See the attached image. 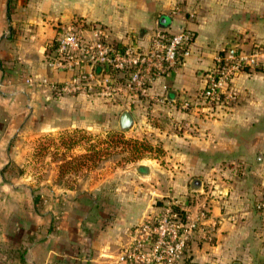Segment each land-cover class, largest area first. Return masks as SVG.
<instances>
[{"label":"crops","instance_id":"1","mask_svg":"<svg viewBox=\"0 0 264 264\" xmlns=\"http://www.w3.org/2000/svg\"><path fill=\"white\" fill-rule=\"evenodd\" d=\"M74 18L101 25L114 44L132 36L146 46L162 27L191 29L194 46L148 96L58 95L74 72L48 57ZM262 44L264 0H0V264H114L131 227L168 202L192 218L208 210L187 264H264V73L236 74L228 101L199 97L219 57ZM123 111L135 125L119 131L149 139L148 155L111 160L82 188L28 168L44 133L92 130L98 118L119 126Z\"/></svg>","mask_w":264,"mask_h":264},{"label":"built area","instance_id":"2","mask_svg":"<svg viewBox=\"0 0 264 264\" xmlns=\"http://www.w3.org/2000/svg\"><path fill=\"white\" fill-rule=\"evenodd\" d=\"M88 29L92 33L89 38L84 34ZM106 37L101 25L87 24L81 18L59 27L48 65L72 70L74 75L55 86L58 95L96 93L111 98L125 92L148 96L149 85L155 79L191 55L195 40L191 29L170 33L162 27H156L146 46L137 44L132 36L124 44L111 43ZM246 67L264 70V47L248 53L234 50L219 57L199 97L207 103L228 101L233 97L232 93L226 94L229 82ZM181 107L189 109L190 103L184 101ZM175 206L168 202L134 224L114 264H187L188 246L208 210L202 207L192 218ZM256 209L264 211V197L256 203Z\"/></svg>","mask_w":264,"mask_h":264},{"label":"rangeland","instance_id":"3","mask_svg":"<svg viewBox=\"0 0 264 264\" xmlns=\"http://www.w3.org/2000/svg\"><path fill=\"white\" fill-rule=\"evenodd\" d=\"M264 47L252 45L245 53ZM236 51H241L238 48ZM246 67L243 70H247ZM263 76L264 70L253 69ZM252 71V72H253ZM259 73V74H258ZM122 109V108H119ZM119 109L111 116H118ZM163 111L152 116H164ZM97 116H103L98 111ZM106 116V115H105ZM165 116H170L165 112ZM92 129L72 128L44 133L32 142L29 167L33 173L52 175L56 183L64 187H84L88 181L101 178L107 162L111 160L129 161L136 156L148 155L149 139H135L131 133L119 131L117 118L112 122H102ZM147 148V149H146ZM158 152V150L156 151Z\"/></svg>","mask_w":264,"mask_h":264},{"label":"water","instance_id":"4","mask_svg":"<svg viewBox=\"0 0 264 264\" xmlns=\"http://www.w3.org/2000/svg\"><path fill=\"white\" fill-rule=\"evenodd\" d=\"M165 22H166V17L161 16L159 23L161 25H164ZM134 125H135V121H134L132 114L129 111H123L120 114V118H119L120 130H122V131L132 130L134 128ZM195 184H197V183L195 182Z\"/></svg>","mask_w":264,"mask_h":264},{"label":"trees","instance_id":"5","mask_svg":"<svg viewBox=\"0 0 264 264\" xmlns=\"http://www.w3.org/2000/svg\"><path fill=\"white\" fill-rule=\"evenodd\" d=\"M147 147H148V149L146 148L147 150H145V151L151 150V148H152L151 145H147ZM136 157H138V156H136Z\"/></svg>","mask_w":264,"mask_h":264}]
</instances>
